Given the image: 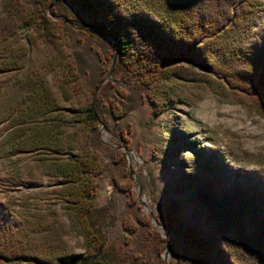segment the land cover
<instances>
[{
  "label": "trees",
  "instance_id": "obj_1",
  "mask_svg": "<svg viewBox=\"0 0 264 264\" xmlns=\"http://www.w3.org/2000/svg\"><path fill=\"white\" fill-rule=\"evenodd\" d=\"M59 1L70 10L73 25L110 37L120 67L141 78L156 112L186 101L178 78L191 77L187 62L203 69L200 80L221 84L218 76L264 102V0ZM22 65L23 56L12 53L0 61V71ZM67 65L69 73L59 82L65 99L63 83L76 78ZM19 81L24 94L9 144L13 151L35 152L34 166L50 187L41 188V196L0 195V264H130L108 243L102 231L108 212L96 205V177L104 165L83 145L100 121L94 104L64 106L36 68ZM216 163L207 172L223 168ZM232 172L228 181L207 179L229 198L225 214L209 208L205 194L192 223L179 221L174 204L159 212L167 234L161 240L177 257L171 264H264V174L239 167ZM33 173L17 170L0 180L6 187L33 182ZM249 220L257 225L249 227ZM229 227L230 236L223 235ZM68 229L80 236L82 250L68 242Z\"/></svg>",
  "mask_w": 264,
  "mask_h": 264
},
{
  "label": "rangeland",
  "instance_id": "obj_2",
  "mask_svg": "<svg viewBox=\"0 0 264 264\" xmlns=\"http://www.w3.org/2000/svg\"><path fill=\"white\" fill-rule=\"evenodd\" d=\"M70 17L59 0H0V61L12 53L23 56L20 68L0 71V176L34 172L33 182L6 187L1 179L0 195L41 196L40 189L50 187L34 166L35 152L13 151L9 144L24 94L19 80L36 68L61 104L92 102L98 112L97 128L84 136L83 145L96 151L104 165L96 177V205L108 212L102 226L108 243L127 255L130 264H171L177 257L161 240L167 235L158 223L159 212L174 204L179 221L192 223L196 202L205 194L208 207L225 214L229 198L207 179L231 180L233 167L264 174V102L218 76L221 84L200 80L203 69L187 62L191 77L186 72L189 79L178 78L186 101L156 112L141 78L128 76L114 59L110 37L73 25ZM68 62L76 78L63 83L65 99L59 82L69 73ZM216 162L223 168L207 172L206 166ZM247 225L257 224L249 220ZM230 234L231 227L223 232ZM65 236L83 249L73 230Z\"/></svg>",
  "mask_w": 264,
  "mask_h": 264
},
{
  "label": "water",
  "instance_id": "obj_3",
  "mask_svg": "<svg viewBox=\"0 0 264 264\" xmlns=\"http://www.w3.org/2000/svg\"><path fill=\"white\" fill-rule=\"evenodd\" d=\"M117 58V53H114V59H116ZM161 226V225H160ZM162 227V226H161ZM162 229H163V227H162ZM164 230V229H163ZM165 231V230H164ZM167 235V234H166Z\"/></svg>",
  "mask_w": 264,
  "mask_h": 264
}]
</instances>
